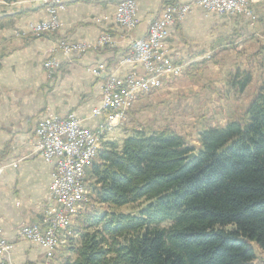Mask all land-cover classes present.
Masks as SVG:
<instances>
[{"label": "crops", "instance_id": "0c3cea01", "mask_svg": "<svg viewBox=\"0 0 264 264\" xmlns=\"http://www.w3.org/2000/svg\"><path fill=\"white\" fill-rule=\"evenodd\" d=\"M121 1L64 0L65 9L58 13L59 28L34 36L31 27L51 18L39 1L0 0V231L13 244L9 252L0 250V264H44L47 259L45 246L20 235L24 226L43 228L48 209L56 205L49 191L54 163L39 156L35 129L47 115L65 118L72 114L81 126L96 130L105 120L103 112L93 114L101 105L102 85L109 76L124 79L131 73L144 74L141 65L121 60L134 39L147 37L150 23L161 17L165 4L191 6L169 28V36L161 45L171 64L181 66L182 73L160 75L162 86L150 98L136 92L134 103L126 110V121L104 135L100 146L105 142L121 144L134 131L149 134L159 130L160 124L155 123L150 129L152 118L146 120L148 124L141 123L149 127L145 130L134 116L147 106L165 118L167 111L161 108L177 94L181 96V110L190 116V125L202 119L210 127L224 126L243 114L264 83V0H250L256 15L253 25L241 15L207 12L194 0H135L137 24L130 31L114 18ZM103 33L110 36V43L97 47ZM61 41L88 47L65 53ZM48 59L58 64L50 74L44 68ZM100 65L104 71L99 76L89 71ZM194 65L202 70L196 82L186 73ZM243 66L251 68L254 75L239 93L229 79ZM197 112L200 115L195 117ZM62 250L64 247L54 253L50 264L61 262Z\"/></svg>", "mask_w": 264, "mask_h": 264}, {"label": "trees", "instance_id": "16d2710c", "mask_svg": "<svg viewBox=\"0 0 264 264\" xmlns=\"http://www.w3.org/2000/svg\"><path fill=\"white\" fill-rule=\"evenodd\" d=\"M250 79L242 70L229 83L242 93ZM198 143L168 130L103 143L87 175L94 200L110 211L79 220L78 243L67 238L59 264H256L255 249L264 253V84L240 117L202 128ZM135 205L137 213L120 211Z\"/></svg>", "mask_w": 264, "mask_h": 264}, {"label": "built area", "instance_id": "2783aa9c", "mask_svg": "<svg viewBox=\"0 0 264 264\" xmlns=\"http://www.w3.org/2000/svg\"><path fill=\"white\" fill-rule=\"evenodd\" d=\"M42 2L46 3L51 18L31 27L34 36L53 33L60 26L56 14L64 9L62 0H42ZM194 3L213 14L241 15L252 25L256 21L250 0H194ZM190 7V4H165L161 17L150 23L147 37L132 41L129 52L121 62L141 65L144 74L131 73L124 79L114 76L107 78L102 85L101 105L93 110L94 115L102 112L105 114V120L96 130L81 126L80 120L72 114L65 118L47 115L35 129L39 156L46 162L54 163L49 191L56 205L48 209L43 219V228L39 225L24 226L20 230V235L47 248V259L44 264H50L49 260L53 258L54 253L66 244L61 235L68 233L82 206L89 201L84 176L90 163L97 156L101 138L125 121L126 110L135 100L136 92L148 93L159 89L162 86L159 76L163 73L170 72L175 76L181 74V67L171 64L161 45L169 36V28L188 13ZM136 10L135 0H122L116 6L115 21L123 29L132 30L137 24ZM109 43L110 36L103 33L98 39L97 47ZM86 47L88 46L79 42H60V48L65 53L79 52ZM44 66L53 69L58 64L50 59L44 63ZM89 71L99 76L104 68L100 65ZM12 247L13 244L4 238L0 231V250L9 252Z\"/></svg>", "mask_w": 264, "mask_h": 264}, {"label": "rangeland", "instance_id": "374dc122", "mask_svg": "<svg viewBox=\"0 0 264 264\" xmlns=\"http://www.w3.org/2000/svg\"><path fill=\"white\" fill-rule=\"evenodd\" d=\"M38 1H39L40 5L43 6L46 9V11H47V5H46V3H43L42 0H38ZM62 3H63V6H64V9H65V2H64V0H62ZM61 11L62 10H60V11L57 12V14H56L57 19H58V13L61 12ZM47 13L49 14L48 11H47ZM42 21H46V20H42ZM58 21H59V19H58ZM39 22H41V21H39ZM39 22H37V23H39ZM37 23H35V24H37ZM48 60H50V59H48ZM48 60H46V61H48ZM44 68L47 69L49 71V74H50L52 72V70L58 68V66H56L53 69H48L45 66H44ZM238 70H240V69H238ZM242 70L247 71V72H250V75H251L250 82H251L252 81V78H253V75H254L253 74V70L251 68L247 67V66L246 67L243 66L242 67ZM181 73H182V71H181ZM186 73H188L187 76L190 78V80H192L193 82H196L197 81V78L199 76L198 73H202V70H201V68H198V67H196L194 69H191L190 68L189 70L186 71ZM259 88H258V91H259ZM159 89H157V90H159ZM154 91H156V90H154ZM154 91L148 92V93H142V94L143 95L145 94V95L149 96L147 98H150V97L153 96ZM180 98H181V96L179 94H177V95H174L173 97H171V100L170 99H167V102H168L167 103V107L166 108H163V109L161 108V110L167 111V113H166L167 116L165 118H163L164 116L162 117V114L157 113L156 114L157 115V117H156L157 120H155V116L156 115H155L154 110H151V109L147 110L146 109L147 106H146V108L140 109L139 114L135 115L134 118H135L136 121L139 122L140 126L143 129H145V130L149 129V127L148 128L147 127H144V126L141 125V123L144 122L145 124H148V122L146 120H150L152 118L151 119L152 125L150 126L151 127L150 129H152L153 127H155V124H160V125H158L159 127L157 126L159 128V130H157V131L168 130V131H171V132L175 133L174 131H172V129L173 130H176L177 132H179V133H181V134L184 135V137L181 136L182 138H184L185 140H187L193 146L197 147L199 145V143H198V132L202 128L208 126L207 125L208 123L207 122H204V120L200 119V120L196 121V125H190L189 124L190 119H188V118H190V116L186 113V110L185 111L184 110H181V107H180V101L181 100H180ZM134 101H133V103H134ZM132 104L127 108V110L132 106ZM246 108H247V106H246ZM246 108H245V110H246ZM183 109H186V108L183 106ZM199 115H200L199 112H197V113L194 114L195 117H198ZM240 116L241 115H239L237 117L235 116L234 118H238ZM170 117H171V119H169ZM234 118H232V119H234ZM125 121H126V113H125ZM160 126L167 127V128H162L161 127V129H160ZM109 132L110 131H108L107 133H109ZM143 133H145V132H143ZM121 144H118L117 146L120 147ZM101 147L102 146H100V148ZM95 159H96V157L94 158L93 161H95ZM92 162L90 163V165L92 164ZM91 182H92L91 180H88V175H87V170H86L85 176H84V184L86 185V188H87V191H88L89 201H88V203H86V204H84L82 206V209L79 211L77 217L74 219V221L72 222L71 226L69 227L68 233L65 232V234L63 236V238L66 241V244L63 246L64 247V250H62V255L60 257L61 258V261H62L63 258H65V257L68 256V253H67V238L68 237H71V244H70L71 246L72 245L74 246L76 243H78L77 238H79V236L77 237V235H75V233L77 232V228H78V225H79V220H83L85 217H87L89 215H102V214L110 211L109 210L110 209L109 207H106L105 205L98 204L94 200V197H93L92 192H91V190H92ZM136 207H137L136 205L135 206L124 207V208H121L120 211L121 212H124V213H137ZM255 251H256V254H257V259H256L255 263H257V264H264V253H262L257 248L255 249Z\"/></svg>", "mask_w": 264, "mask_h": 264}, {"label": "water", "instance_id": "95a60500", "mask_svg": "<svg viewBox=\"0 0 264 264\" xmlns=\"http://www.w3.org/2000/svg\"><path fill=\"white\" fill-rule=\"evenodd\" d=\"M196 156L195 152H191L188 155L183 156V158H186V162H189L191 159H193Z\"/></svg>", "mask_w": 264, "mask_h": 264}]
</instances>
